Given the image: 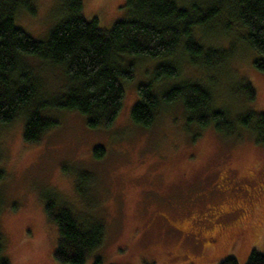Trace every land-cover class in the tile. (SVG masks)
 Masks as SVG:
<instances>
[{"label":"rangeland","instance_id":"obj_1","mask_svg":"<svg viewBox=\"0 0 264 264\" xmlns=\"http://www.w3.org/2000/svg\"><path fill=\"white\" fill-rule=\"evenodd\" d=\"M36 6V14L20 13L16 23L46 40L66 17L65 0H37ZM82 13L105 29L131 16L125 0H83ZM195 34L207 47L235 51L215 69L180 55L182 74L156 82V94L191 80L213 89L216 105L235 119L264 113V71L254 66L258 54L245 45L241 29L234 26L228 39L215 26L197 27ZM23 58L42 82L40 101L58 100L74 85L64 66ZM174 61L125 58L134 76L109 127L90 128L86 115L56 108L46 114L59 124L38 142L23 138L26 117L0 126V264H65L55 255L50 200L104 223L105 242L86 264L97 258L102 264H221L230 257L247 264L253 250L264 253V137L258 130L239 124L228 133L190 123L181 103L164 107L149 127L132 120L139 86ZM96 148L104 149L103 157H95ZM195 233L206 243L221 241L206 247Z\"/></svg>","mask_w":264,"mask_h":264},{"label":"trees","instance_id":"obj_2","mask_svg":"<svg viewBox=\"0 0 264 264\" xmlns=\"http://www.w3.org/2000/svg\"><path fill=\"white\" fill-rule=\"evenodd\" d=\"M36 2L0 0V126L26 117L23 131L26 142L40 141L59 124L57 118L46 114L52 108L86 115L90 128L114 124L123 107L124 84L134 76V64H125L129 56L175 60L157 67L152 83L139 86V101L131 111L136 124L149 127L164 107L181 103L190 123L202 127L214 125L228 133L236 132L240 124L255 128L264 137L263 112L235 119L230 111L216 105L213 89L200 82H182L161 97L154 90L156 82L176 79L182 74L180 55L193 65L212 68L232 56L233 46L228 49L205 46L196 37L197 27H220L226 39L234 26L240 28L245 45L258 54L254 66L264 71V0H125L130 18L115 22L110 29L102 28L98 18L89 20L83 15V0H65L66 17L46 40L34 39L16 23L20 13L36 14ZM24 55L64 66L74 85L58 100L40 101L42 82L24 61ZM249 90L253 96L254 90ZM94 155L103 157L104 149L96 148ZM46 211L57 226L55 255L61 262L86 264L92 253L103 246L106 227L102 221L56 200L47 202ZM1 243L0 236V252ZM102 263L101 258L94 262ZM221 264L238 261L230 257ZM247 264H264V253L253 250Z\"/></svg>","mask_w":264,"mask_h":264},{"label":"flooded vegetation","instance_id":"obj_3","mask_svg":"<svg viewBox=\"0 0 264 264\" xmlns=\"http://www.w3.org/2000/svg\"><path fill=\"white\" fill-rule=\"evenodd\" d=\"M225 211V210H224ZM223 214H224V212H223ZM241 219V218H240ZM237 223H238V225H239V218H238V221H237ZM188 236H190V235H188ZM193 236H195V237H193V239L194 238H198L199 240H201V243L203 244V245H205L206 247H211V248H215L216 247V245L219 243V241H221V240H219L218 239V237L217 238H214L213 240H211L209 243H206V242H204V240H202L201 238H199V237H197V233H195ZM191 238H192V236H191ZM197 239V240H198ZM235 246V244H233L231 247H234Z\"/></svg>","mask_w":264,"mask_h":264}]
</instances>
